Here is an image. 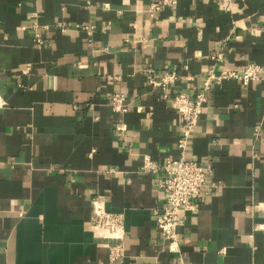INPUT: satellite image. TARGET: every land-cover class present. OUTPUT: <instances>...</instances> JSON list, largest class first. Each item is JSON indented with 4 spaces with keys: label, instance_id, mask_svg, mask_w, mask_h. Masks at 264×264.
Listing matches in <instances>:
<instances>
[{
    "label": "crops",
    "instance_id": "0c3cea01",
    "mask_svg": "<svg viewBox=\"0 0 264 264\" xmlns=\"http://www.w3.org/2000/svg\"><path fill=\"white\" fill-rule=\"evenodd\" d=\"M156 1L0 0V264H264V74L211 82L188 156L213 173L199 209L181 211L180 253L157 224L165 172L142 168L176 158L183 133L149 79L177 71L170 91L194 96L218 49L225 67L264 66V0H179L152 16ZM96 194L125 213L115 261L121 239L92 227Z\"/></svg>",
    "mask_w": 264,
    "mask_h": 264
},
{
    "label": "built area",
    "instance_id": "2783aa9c",
    "mask_svg": "<svg viewBox=\"0 0 264 264\" xmlns=\"http://www.w3.org/2000/svg\"><path fill=\"white\" fill-rule=\"evenodd\" d=\"M178 2L179 0H158L151 4L150 14L156 16L157 12L164 7L177 5ZM220 3L225 9L234 8L229 0H222ZM35 39L39 43L42 42L43 33H36ZM209 58L211 65L204 87L194 96H189L184 91L176 93L170 91L171 84L178 79L177 71H168L159 79L154 77L149 79L151 85L162 87L165 90L162 99L177 113L183 127V133L178 138L180 152L176 158H169L165 163H160L150 155H144L142 164L145 170L165 172V175L158 179V184L166 193V198L162 207L156 211V218L162 238L170 253L181 252V240L186 224L181 211L195 213L209 193L205 187L208 186L209 177L213 173L212 163L210 161L202 163L190 158L188 146L190 138L195 135L204 105L208 100L211 82L239 79L243 84L248 85L251 81L262 78L264 74V66L256 62L249 63L243 71L223 66L225 53L221 49L213 51ZM110 104L115 112L126 113L129 110L127 96L122 92H114L111 95ZM141 108L139 107L140 110ZM127 129L128 125L125 121L115 124V131L118 135L123 136ZM257 130H260V125L257 126ZM92 206L91 223L94 232L105 238L121 239L118 244H108L110 259L115 261L124 253L125 213L110 211L107 208L106 198L101 194L93 196Z\"/></svg>",
    "mask_w": 264,
    "mask_h": 264
}]
</instances>
